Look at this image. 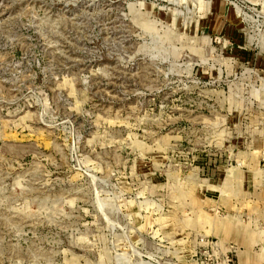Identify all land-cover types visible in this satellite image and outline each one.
<instances>
[{
    "label": "rangeland",
    "instance_id": "rangeland-1",
    "mask_svg": "<svg viewBox=\"0 0 264 264\" xmlns=\"http://www.w3.org/2000/svg\"><path fill=\"white\" fill-rule=\"evenodd\" d=\"M228 262L264 264V0H0V264Z\"/></svg>",
    "mask_w": 264,
    "mask_h": 264
},
{
    "label": "built area",
    "instance_id": "built-area-1",
    "mask_svg": "<svg viewBox=\"0 0 264 264\" xmlns=\"http://www.w3.org/2000/svg\"><path fill=\"white\" fill-rule=\"evenodd\" d=\"M201 242L204 243V245L211 247V248H215V247H220V243L218 241H214V240H210L209 238L206 239L205 237L201 239ZM228 264H230V262H228Z\"/></svg>",
    "mask_w": 264,
    "mask_h": 264
}]
</instances>
